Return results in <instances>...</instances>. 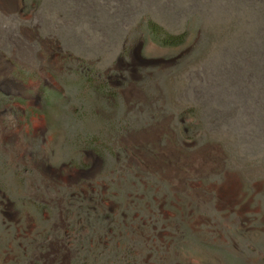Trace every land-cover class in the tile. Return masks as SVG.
Instances as JSON below:
<instances>
[{"label": "rangeland", "instance_id": "1", "mask_svg": "<svg viewBox=\"0 0 264 264\" xmlns=\"http://www.w3.org/2000/svg\"><path fill=\"white\" fill-rule=\"evenodd\" d=\"M0 97V264H264V0H0Z\"/></svg>", "mask_w": 264, "mask_h": 264}, {"label": "flooded vegetation", "instance_id": "2", "mask_svg": "<svg viewBox=\"0 0 264 264\" xmlns=\"http://www.w3.org/2000/svg\"><path fill=\"white\" fill-rule=\"evenodd\" d=\"M117 60H118V62L121 63V66L118 68L119 69L118 73L117 74H111V75L108 74L107 77L109 78V77L113 76L114 82L116 84H122V85L125 83L131 84L132 82L130 80H128L124 74L121 73L124 70V67L126 66L125 63L129 64L131 62H129V60L126 59L124 56H119L117 58ZM126 68H127V66H126ZM129 68L133 69L134 67L130 66ZM43 85H44V83H43ZM47 87L53 88L52 85H50V84L47 85ZM2 101L3 100L0 97V112L2 109L3 110L7 109L5 107H10L9 105H7L5 102H2ZM82 152L85 154V157L88 156L90 159H88V157H86V160H82V163L80 165L75 166V169L77 171L81 172L82 174H86L87 171L90 172L95 161L98 162L99 165H101V162L103 161L102 157L99 156V154L95 150H93L92 148L87 146L86 148L82 149ZM64 164L67 166L68 163L67 164L64 163ZM67 169H71V168L67 166ZM1 195H3V194H1Z\"/></svg>", "mask_w": 264, "mask_h": 264}]
</instances>
